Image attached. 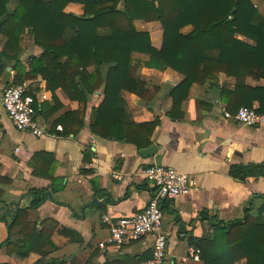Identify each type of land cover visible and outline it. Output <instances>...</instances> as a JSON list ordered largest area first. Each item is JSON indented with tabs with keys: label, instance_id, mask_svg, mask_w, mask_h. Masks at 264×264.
Wrapping results in <instances>:
<instances>
[{
	"label": "trees",
	"instance_id": "1",
	"mask_svg": "<svg viewBox=\"0 0 264 264\" xmlns=\"http://www.w3.org/2000/svg\"><path fill=\"white\" fill-rule=\"evenodd\" d=\"M11 4L13 11L8 8ZM71 5L80 6L82 15L67 12ZM138 21L160 24V49L154 47L149 32L136 29ZM187 27L192 31L184 34ZM26 34L42 54L24 64L21 43ZM0 36L5 40L0 52V80L10 64L16 73L11 86L41 77L52 95L50 102L36 106L37 118L49 121L63 109L58 90L79 104L78 110L67 111L51 123L50 133L54 135H77L85 126L91 98L101 92L103 101L90 116L91 133L134 145L139 151L150 148L160 121H131L123 98V93L129 92L150 102L158 90L152 91L140 78V67L171 69L184 77L169 93L173 104L167 116L172 121L184 119L182 105L193 85L220 89V99L233 115L241 107L264 112V88L248 82L264 80V12L254 0H0ZM136 54L148 59L136 62ZM220 74L236 80L232 90L220 87ZM203 105L198 102V106ZM60 125L62 130H58ZM90 161L91 153L85 152V167ZM34 174L49 177L53 192L61 190L54 174L45 176L35 166ZM230 177L241 183L257 180L264 177V167L233 165ZM31 193L35 197L32 209L38 208L45 193ZM2 195L0 191V199ZM8 210L10 232L21 227L23 237L18 248L10 239L2 245L9 255L27 258L36 253L40 259L34 264H67L48 259L50 239L57 227L46 236L50 221H43L40 230L36 222L28 220V210ZM211 229L212 233L201 238L188 237L202 264H264L263 195H254L242 219L212 220ZM124 262L126 259L121 258L116 264ZM85 264H92V260Z\"/></svg>",
	"mask_w": 264,
	"mask_h": 264
},
{
	"label": "crops",
	"instance_id": "2",
	"mask_svg": "<svg viewBox=\"0 0 264 264\" xmlns=\"http://www.w3.org/2000/svg\"><path fill=\"white\" fill-rule=\"evenodd\" d=\"M254 3L261 13L264 12V0H254ZM8 8L13 11L15 6L11 4ZM67 12L83 13L76 5H71ZM155 25L160 26L159 23L135 22L138 31L150 34L147 29ZM185 29L184 34L192 31L191 27ZM158 34L161 41L162 31ZM4 41L0 36V50ZM162 43L153 42V45L160 49ZM21 48L24 64L42 54L28 34L23 37ZM134 59L144 62L148 58L136 54ZM8 68L0 80V191L3 192L0 199V264H34L40 259L36 253L27 258L9 255L7 247L2 246L9 239L17 248L23 244L22 228L9 230L11 212L8 214V209L28 210V220L36 222L40 230L43 221H50L46 236L57 227L50 239L48 259L67 264L73 261L85 264L88 260H92V264H116L125 258L123 264H148L153 237L121 248L108 245L110 232L103 217L116 220L133 216L147 207L153 187L146 181L144 172L150 165L175 168L188 174L194 183L188 196L163 203V230L168 239L166 264H202L191 258L188 237L201 238L212 233V220L242 219L244 209L254 200V195L264 196V177L245 183L230 177L233 165L261 164L264 167V128L245 127L225 118V113L230 112L220 99V89L193 85L182 105L184 119L172 121L167 116L173 104L169 93L184 77L171 69L158 71L140 67L137 72L140 78L152 91L153 88L158 90L150 102L124 92L129 118L139 124L160 121L152 137L153 145L159 150L153 158H142L134 145L105 140L91 133L90 116L103 101L101 92L91 98L85 126L77 135L52 134L35 138L18 132L1 101L3 90L11 86L16 75L10 64ZM26 82L31 85L38 106L52 100L41 77ZM248 82L264 88V80L248 79ZM235 83L234 78L219 75L221 88L232 90ZM56 94L63 109L49 121L38 116L41 125L47 128L67 111L79 109V104L69 101L62 90ZM198 102L204 105L198 106ZM255 107H258L257 103ZM62 128L60 125L58 130ZM16 149H19L18 153ZM85 152L91 153V161L86 167ZM32 165L45 176L54 174L61 190L53 192L49 177L35 176ZM115 175L122 179L117 180ZM32 191L45 193L44 202L35 209H32L35 200ZM96 200L98 202L94 204ZM257 206H260L259 202Z\"/></svg>",
	"mask_w": 264,
	"mask_h": 264
},
{
	"label": "built area",
	"instance_id": "3",
	"mask_svg": "<svg viewBox=\"0 0 264 264\" xmlns=\"http://www.w3.org/2000/svg\"><path fill=\"white\" fill-rule=\"evenodd\" d=\"M1 101L10 122L18 132L35 138L52 135L50 128L42 126L36 117L37 101L28 82L6 87L2 92ZM225 118L245 127L264 128V112L259 113L248 107H241L234 115L226 112ZM18 152L19 149H16V153ZM114 177L117 180L122 179L118 175ZM144 177L153 187L147 207L133 216L116 220L104 216L103 223L108 226L110 232L107 244L121 248L153 237L148 264H166L168 239L163 230V203L188 196L194 183L188 174L163 165H150L146 168ZM190 256L195 262L201 261L199 251L193 247H190Z\"/></svg>",
	"mask_w": 264,
	"mask_h": 264
},
{
	"label": "water",
	"instance_id": "4",
	"mask_svg": "<svg viewBox=\"0 0 264 264\" xmlns=\"http://www.w3.org/2000/svg\"><path fill=\"white\" fill-rule=\"evenodd\" d=\"M1 52V50H0ZM8 71H10V68H8ZM159 150V147L156 145H152L150 148L143 149L139 151V155L142 158H153L156 156L157 152ZM97 200L94 202V204H97Z\"/></svg>",
	"mask_w": 264,
	"mask_h": 264
},
{
	"label": "rangeland",
	"instance_id": "5",
	"mask_svg": "<svg viewBox=\"0 0 264 264\" xmlns=\"http://www.w3.org/2000/svg\"><path fill=\"white\" fill-rule=\"evenodd\" d=\"M138 29L142 30L141 27H138ZM147 30H149L151 32V34L153 35L154 41L152 40V42H162V40L159 41L160 40V34H158V33H160V31H162V28H160L159 25H155V27H149V29H147ZM184 31L188 32V29H185ZM161 37H162V35H161ZM151 38H152V36H151ZM135 61L137 62L138 59H135Z\"/></svg>",
	"mask_w": 264,
	"mask_h": 264
}]
</instances>
